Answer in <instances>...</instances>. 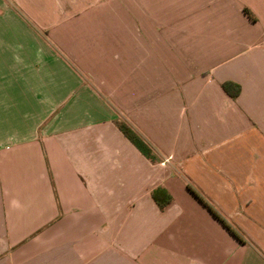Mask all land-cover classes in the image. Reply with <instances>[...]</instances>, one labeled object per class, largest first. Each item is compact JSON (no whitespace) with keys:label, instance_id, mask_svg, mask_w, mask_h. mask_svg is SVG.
Segmentation results:
<instances>
[{"label":"crops","instance_id":"1","mask_svg":"<svg viewBox=\"0 0 264 264\" xmlns=\"http://www.w3.org/2000/svg\"><path fill=\"white\" fill-rule=\"evenodd\" d=\"M0 264H264V0H0Z\"/></svg>","mask_w":264,"mask_h":264},{"label":"trees","instance_id":"2","mask_svg":"<svg viewBox=\"0 0 264 264\" xmlns=\"http://www.w3.org/2000/svg\"><path fill=\"white\" fill-rule=\"evenodd\" d=\"M245 12L252 18L253 20H256L257 17L253 13V11L249 7H245ZM222 86L224 90L232 97L236 98L242 90V86L232 80L225 81L222 83ZM116 125L119 127V129L124 133V135L134 144L136 147L150 160L157 161L158 158L156 157V153L154 151V147L133 127L131 126L127 121L124 119H116L115 120ZM188 188L190 191L198 198L200 199L210 210L211 212L218 217L222 223L231 230L235 234L236 237H238L242 242H244V237L242 233L233 227L229 223V221L221 215L217 209L214 207V205L202 194V192L197 189L196 187L192 185H188ZM152 196L156 203L159 205L161 209H164L168 204H170L173 200V196L169 193V191L162 187L158 186L152 191Z\"/></svg>","mask_w":264,"mask_h":264},{"label":"rangeland","instance_id":"3","mask_svg":"<svg viewBox=\"0 0 264 264\" xmlns=\"http://www.w3.org/2000/svg\"><path fill=\"white\" fill-rule=\"evenodd\" d=\"M203 194V193H202ZM204 195V194H203ZM205 196V195H204Z\"/></svg>","mask_w":264,"mask_h":264}]
</instances>
